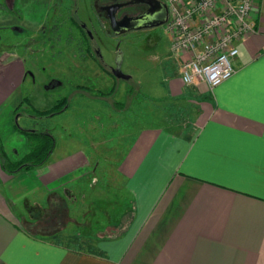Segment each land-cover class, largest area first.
Segmentation results:
<instances>
[{
  "label": "crops",
  "instance_id": "obj_1",
  "mask_svg": "<svg viewBox=\"0 0 264 264\" xmlns=\"http://www.w3.org/2000/svg\"><path fill=\"white\" fill-rule=\"evenodd\" d=\"M51 4L0 0V24L35 31ZM249 17L254 28L236 41L233 73L212 87L203 79L182 81L180 63L186 53L172 51L169 43L172 61L163 72V97L182 114L155 129L137 152V139L133 141L114 175L127 203L117 218L102 224L111 230L89 236L75 231L63 235L62 230L69 223L91 226V208L69 216L61 228L53 226L69 209L66 197L78 203L87 193L82 179L96 181L90 174L98 149L86 151L85 146H106L107 140L90 136L85 142L60 120L75 94L54 115L31 116L24 103L14 114L24 76L21 65L7 62V57L3 67L10 72L17 63V73L0 76V148L11 159L28 148L14 119L21 127L50 131L54 145L46 160L28 171L2 168L0 156V264H264V0H254ZM77 79L73 88L82 92L85 85ZM46 81L38 80L30 96L40 108L50 107L56 98L55 86H42ZM67 83L62 77L56 85ZM73 112L72 126L80 131L81 111ZM86 122L93 131L92 120ZM25 172L36 182L29 186L34 206L26 203L28 210L22 212L8 192L20 199L18 182ZM35 206L38 218L32 212ZM86 239L89 248L74 244Z\"/></svg>",
  "mask_w": 264,
  "mask_h": 264
},
{
  "label": "rangeland",
  "instance_id": "obj_2",
  "mask_svg": "<svg viewBox=\"0 0 264 264\" xmlns=\"http://www.w3.org/2000/svg\"><path fill=\"white\" fill-rule=\"evenodd\" d=\"M102 1L107 0H52L51 7L42 22V33L34 31L31 38L33 59L42 64L46 74H54L55 80L64 77L69 82L60 88L55 84L53 88L54 80L52 82L50 80L48 83L52 84L54 96L58 97L65 92L69 98L75 94L72 96L69 109L62 114L60 120L69 124L76 135L85 142L90 136L98 140L104 137L107 140L106 146L99 142L94 146H85L86 151L98 149L93 156L98 164L96 162L92 168L93 173L90 174V178L95 177L96 181L89 182L88 179L86 181L85 178L82 179L83 187L87 188V193L81 195L85 199L71 203V197H66L64 203L69 204V209L62 213V220L53 227L61 228L60 224L66 222L69 216L78 217V214L83 211L88 212L90 208L92 213L87 216L91 226L69 223L62 230L65 233L63 235L75 231L89 236L94 235L93 232H99L98 230L104 232L111 230L110 226L105 228L102 224L117 218L118 212L128 199L124 190L120 193L118 184L120 181L114 176L116 165L127 155L128 148L135 139L137 140L133 150L137 149V152L155 129L166 124L168 119L173 120L174 117L177 118L182 114L179 113L182 110H175L167 97H163L165 95L161 80L164 76L163 72L172 61L169 33L162 24H159L152 25L146 30L114 34L109 28L104 13L95 7ZM79 23L87 27L85 33L79 28ZM5 26L8 25L0 24V41L3 40L6 44L13 43L14 38L19 39L21 43L25 41L26 36L23 33L15 35L12 29ZM30 36L31 34L27 35V38ZM5 46L0 43V60L11 49ZM115 47L121 48L120 68L129 75L126 78L115 76L109 71V65L114 63ZM79 61L84 65H78ZM16 64L10 72L9 66L0 65V76L7 73L16 74L17 70L14 69ZM77 78H81V82L85 85L82 92L73 88ZM1 79L4 84V78ZM75 110L81 111L78 117L83 129L80 131L73 128L71 123L75 118L73 112ZM176 111L178 113L174 114ZM88 118L95 125L93 131L90 128L93 125L89 126L86 122ZM54 120L59 122L58 117ZM108 144H112V148H108ZM84 168L82 171L85 170ZM35 182V178L29 172H25L18 182L20 187L17 191L23 189L18 195L20 199L16 201L14 193L8 192L17 210L27 211L26 203L34 206L31 203L29 186ZM13 185L18 186L17 183ZM88 201H92L93 204L91 202L90 205ZM43 202L45 204V200L42 199L40 203ZM32 212L36 218L39 217L40 209L36 206ZM116 227L117 225L112 229ZM67 238L69 239L67 236L64 237ZM90 243L86 239L74 244L89 248Z\"/></svg>",
  "mask_w": 264,
  "mask_h": 264
},
{
  "label": "built area",
  "instance_id": "obj_3",
  "mask_svg": "<svg viewBox=\"0 0 264 264\" xmlns=\"http://www.w3.org/2000/svg\"><path fill=\"white\" fill-rule=\"evenodd\" d=\"M164 29L174 52L185 51L180 63L184 83L203 79L212 87L229 77L237 39L254 28L249 17L254 0H164Z\"/></svg>",
  "mask_w": 264,
  "mask_h": 264
},
{
  "label": "flooded vegetation",
  "instance_id": "obj_4",
  "mask_svg": "<svg viewBox=\"0 0 264 264\" xmlns=\"http://www.w3.org/2000/svg\"><path fill=\"white\" fill-rule=\"evenodd\" d=\"M114 4H117V5H114ZM95 7L97 9H99L100 11H102L104 13V15L106 16L109 28H110L112 33H114V32H113L110 20H113V21L118 20V19L122 18L124 15H137L141 12H144V10H146V9H149L154 14H156V16H154V18H152V21H157L161 18H164L166 20L167 15H168L167 4L165 3L164 0H107V1H102L98 5L96 4ZM164 22L165 21H162L160 23L153 24V25L162 24L164 26ZM78 25H79V28L85 33L87 27H85V25L83 23H79ZM151 26L152 25L142 26V27H139L136 29L131 28L128 30L121 31L119 33L127 32V31H136V30H146L147 28H149ZM5 27L6 28L8 27V29H12V31L15 33V35L23 33L26 36L25 41L22 42L23 44L19 41V39H16V38H14L13 43H10V44H6L5 42H3V40L0 41V43L3 46H5V44H6V46L11 48L1 58L0 65L3 66L7 60L6 58L9 57L7 62L19 63V65H21V71H22V74L24 76V82L22 84V98H21L20 102L16 105V107L14 109V114L20 112L19 107L23 103L25 104V112L27 114L32 108L44 109V108H40V107L35 106L31 101L30 96H31L34 84H36L38 80L46 78L47 81H46V83L42 82V86H46L47 84L50 85L48 82H50V80H51V82L54 80L53 81L54 83H52L53 87H54V85L57 83V81L59 79L55 80L53 78V76H55L54 74H52V75L46 74V72L43 70L42 64L38 63L31 56L32 51H31L30 44L32 43L31 38H33V36H32V34L34 32L33 30H31L25 26L16 25V24H10V25L5 26ZM35 31L36 32L40 31V33H42V31H43L42 24H40V26ZM29 34H31V36L29 38H27V35H29ZM114 34H118V33H114ZM87 48H89V46H87ZM119 51H121V48L115 47L114 55L117 54ZM114 66L115 65L113 63V64L109 65V67H108L110 73L113 75H114V73L112 71H113ZM14 121H15V119H14Z\"/></svg>",
  "mask_w": 264,
  "mask_h": 264
},
{
  "label": "trees",
  "instance_id": "obj_5",
  "mask_svg": "<svg viewBox=\"0 0 264 264\" xmlns=\"http://www.w3.org/2000/svg\"><path fill=\"white\" fill-rule=\"evenodd\" d=\"M67 95H60L48 108H32L28 114L34 117H46L61 111L67 103ZM14 127L21 131L28 140L27 150L17 159H11L5 151L0 148L1 166L9 171L18 169H29L44 162L54 145V136L48 130L21 127L14 121Z\"/></svg>",
  "mask_w": 264,
  "mask_h": 264
},
{
  "label": "water",
  "instance_id": "obj_6",
  "mask_svg": "<svg viewBox=\"0 0 264 264\" xmlns=\"http://www.w3.org/2000/svg\"><path fill=\"white\" fill-rule=\"evenodd\" d=\"M166 3V2H165ZM117 5V4H114ZM156 14H154L152 11L149 9L144 10V12H141L137 15H124L122 18L118 20H110L112 29L114 33H119L124 30L128 29H136L142 26H150L153 24L160 23L162 21H165L164 18H161L157 21H152V18H154ZM89 32V30H87ZM90 33V32H89ZM121 61H122V52L119 51L117 54L114 56V67H113V73L115 76H120L122 78H126L129 75L124 73L121 68Z\"/></svg>",
  "mask_w": 264,
  "mask_h": 264
}]
</instances>
